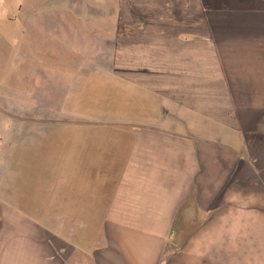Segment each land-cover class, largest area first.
<instances>
[{"label": "crops", "instance_id": "obj_1", "mask_svg": "<svg viewBox=\"0 0 264 264\" xmlns=\"http://www.w3.org/2000/svg\"><path fill=\"white\" fill-rule=\"evenodd\" d=\"M22 19L28 48L0 43V264H264V0H118L100 65Z\"/></svg>", "mask_w": 264, "mask_h": 264}, {"label": "rangeland", "instance_id": "obj_2", "mask_svg": "<svg viewBox=\"0 0 264 264\" xmlns=\"http://www.w3.org/2000/svg\"><path fill=\"white\" fill-rule=\"evenodd\" d=\"M117 3L118 0H0V18L3 21L1 23L3 26L0 30V43L3 44L6 40L11 42L9 47L13 55L17 54L21 49L25 50L28 48L27 44L30 41L29 39H25V36L21 34L23 25L25 24H21L23 20L22 16H40L45 19V38L51 37L47 32H52V27H56L57 24L60 25L61 32L68 31L69 29L75 30L77 34V48L80 50L78 53H83L85 48L92 47L93 62L96 65H100L105 62L100 54L101 48H110L111 46L110 39L107 46V42L103 37L109 35L111 38V33L116 30ZM54 17H59L60 23ZM4 18H11L12 22L9 19H7L9 21L5 22ZM52 18L57 23H53ZM27 25L35 26L32 23H27ZM4 28H7L6 36ZM84 59L85 56L83 54H78V64L84 63ZM77 109L78 111H85V104L78 103ZM78 122H84V120L78 119ZM82 142L81 144L77 143L76 158L78 162H84L85 158L87 159L86 162H88L90 157L89 150L92 143ZM65 147L62 148L64 150L63 157L67 151ZM91 148V156L95 158L97 151L94 147ZM48 151V149H45L44 154H49ZM30 158L32 162H38L42 157H38L36 150L30 152Z\"/></svg>", "mask_w": 264, "mask_h": 264}]
</instances>
